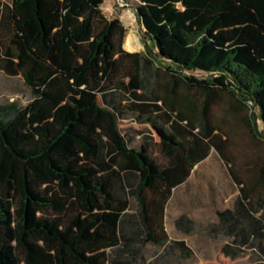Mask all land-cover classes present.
Returning a JSON list of instances; mask_svg holds the SVG:
<instances>
[{"label":"trees","instance_id":"trees-1","mask_svg":"<svg viewBox=\"0 0 264 264\" xmlns=\"http://www.w3.org/2000/svg\"><path fill=\"white\" fill-rule=\"evenodd\" d=\"M123 1L144 28L143 52L123 48L126 27L105 0H0V30L21 50L0 55V72L32 96L0 100V264H191L194 250L162 221L173 190L211 155L238 187L241 214L199 230L227 240L226 258L264 264V163L242 178L231 131L210 113L228 96L264 138L245 113L259 109L264 124V0ZM161 72L165 95L154 90ZM182 85L202 92L203 107ZM132 122L158 131L157 151ZM178 227L197 230L185 216Z\"/></svg>","mask_w":264,"mask_h":264},{"label":"rangeland","instance_id":"rangeland-1","mask_svg":"<svg viewBox=\"0 0 264 264\" xmlns=\"http://www.w3.org/2000/svg\"><path fill=\"white\" fill-rule=\"evenodd\" d=\"M2 1L6 6L11 4V0ZM110 1L111 0L105 1L103 10L110 18H119L123 21L126 27V35L123 39V48L131 53L145 51L146 44L144 28L139 23L135 10H131L130 12V9L120 6L118 0H112V3L109 6L110 8H108L107 4H109ZM130 1L133 2L132 0ZM130 37H133L134 40L132 45L134 47L133 50H130L127 46L128 39ZM2 54L19 57L21 55V50L16 37L12 33L1 29L0 55ZM17 63L18 61L16 60L15 65H17ZM188 74L194 75L198 78H206L208 76L206 73L200 71ZM168 85L169 77L161 72L157 79V85L154 86L155 93L165 95L166 87ZM178 93L179 95L186 96L189 100L194 101L199 108L203 107L205 97L201 94L202 92L189 90L187 87L182 85L178 89ZM3 98L16 100L23 105H27L32 96L21 76L12 77L0 72V100ZM231 103L232 101L230 97L223 96L222 100L211 106L210 113L220 128L231 131L233 139L229 146L230 152L234 155L240 175L242 178L248 180L252 176L255 177L258 173V170L255 169L252 164L254 163V165L260 166L264 163V138H255L250 132V129L245 124L240 122L236 115L231 113ZM246 110H248L245 112L246 114L251 115L253 113L257 116L258 131L264 135V124L260 119L259 109L249 107ZM126 125H132L139 129L149 128L155 139L156 146L154 149L157 151L158 144L161 141V136L155 128L150 127L149 125H141L133 122L125 123L124 126ZM246 164L252 165V167L249 170H246L244 169ZM201 169L206 170L209 174L215 176V178H210L212 181L223 177V169L215 158L210 159V161L202 166ZM213 185L214 184H208V188L210 189ZM222 243L223 242L221 241H208L203 252V255L207 256L204 258L205 261L199 263L198 259L194 258L191 264L196 262H198L196 264H251L250 259L245 256L237 261L226 258L221 252ZM211 254H213L212 257H210Z\"/></svg>","mask_w":264,"mask_h":264},{"label":"crops","instance_id":"crops-1","mask_svg":"<svg viewBox=\"0 0 264 264\" xmlns=\"http://www.w3.org/2000/svg\"><path fill=\"white\" fill-rule=\"evenodd\" d=\"M111 3L112 0L107 4L108 8H110ZM104 6L105 3L103 8ZM131 10L134 9H130V12ZM212 158H215L223 169V177L213 181L210 178H215V176L201 169ZM244 169H248V164L245 165ZM208 184L214 185L209 189ZM238 195L239 189L234 184L229 170L219 159L211 155L194 168L190 177L183 184L177 186L168 199L162 221L167 235L173 241H185L194 250L198 262L205 261L204 258L207 256H204L203 252L208 240L199 228L208 223L220 224L221 215L227 210H231L236 213V216H240L239 206L235 203ZM261 214L262 211H259L256 216L260 217ZM184 216L197 229L193 234L178 227L179 220ZM220 241L226 242L227 240L222 239ZM173 251L175 254L170 255L171 257L179 258L181 256L178 249L174 248ZM212 256L213 254L210 255V257Z\"/></svg>","mask_w":264,"mask_h":264},{"label":"bare ground","instance_id":"bare-ground-1","mask_svg":"<svg viewBox=\"0 0 264 264\" xmlns=\"http://www.w3.org/2000/svg\"><path fill=\"white\" fill-rule=\"evenodd\" d=\"M133 37H130L129 39H128V44H127V46H128V48L129 49H134V47L132 46L133 45ZM142 46V45H141Z\"/></svg>","mask_w":264,"mask_h":264},{"label":"built area","instance_id":"built-area-1","mask_svg":"<svg viewBox=\"0 0 264 264\" xmlns=\"http://www.w3.org/2000/svg\"><path fill=\"white\" fill-rule=\"evenodd\" d=\"M118 3L120 4V6L124 7L125 8V3L123 0H118ZM111 15L113 16V14L111 13Z\"/></svg>","mask_w":264,"mask_h":264}]
</instances>
